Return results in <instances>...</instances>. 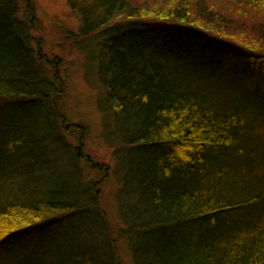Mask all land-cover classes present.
Returning <instances> with one entry per match:
<instances>
[{"label":"trees","instance_id":"1","mask_svg":"<svg viewBox=\"0 0 264 264\" xmlns=\"http://www.w3.org/2000/svg\"><path fill=\"white\" fill-rule=\"evenodd\" d=\"M231 1L67 0L118 139L115 231L65 59L51 79L31 2L0 0V264H264V8Z\"/></svg>","mask_w":264,"mask_h":264},{"label":"rangeland","instance_id":"2","mask_svg":"<svg viewBox=\"0 0 264 264\" xmlns=\"http://www.w3.org/2000/svg\"><path fill=\"white\" fill-rule=\"evenodd\" d=\"M29 2L34 7L39 20L31 32L34 40H38L34 43V48L43 47L41 49L46 59L41 58L42 65L53 56L65 59L64 68L67 74L66 84L69 94L64 110L73 124L87 129L86 134L81 135V132L78 134L82 137L80 140L86 153L85 157L89 156L104 165L103 170L109 166L111 168L110 176L104 179L102 176L104 171L92 173L85 165V161L79 164L81 176L89 179V182L101 179L97 185L101 189L100 212L101 214L106 212L104 213L106 219L113 229L118 231L124 226L121 214L124 196L123 200L120 198L122 173L119 171L118 158L114 155L118 147V139L113 134L114 126L110 114L102 108L106 91L99 82L95 67L90 64L91 62H87L88 59L84 56L86 50L70 49L72 44L68 42L70 41L69 36L79 34L80 19L71 11L67 0H29ZM221 6L223 8L234 7L231 0H223ZM253 8H264V0H253ZM24 9L27 10V7ZM25 10L19 13L21 19H25ZM257 14L254 18L264 23V15L258 14V16ZM49 63L48 61L45 64L46 70L53 79L54 74L50 73ZM68 136L77 145V140L72 139L71 134ZM119 254L123 264L131 263L130 253L124 245L121 246Z\"/></svg>","mask_w":264,"mask_h":264}]
</instances>
